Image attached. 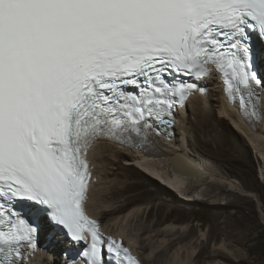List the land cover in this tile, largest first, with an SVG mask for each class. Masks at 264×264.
<instances>
[{"label":"snow or ice","instance_id":"snow-or-ice-1","mask_svg":"<svg viewBox=\"0 0 264 264\" xmlns=\"http://www.w3.org/2000/svg\"><path fill=\"white\" fill-rule=\"evenodd\" d=\"M217 77L238 118L264 124V0H0V264H36L42 238L64 264H142L135 224L90 214V153L163 156Z\"/></svg>","mask_w":264,"mask_h":264},{"label":"bare ground","instance_id":"bare-ground-1","mask_svg":"<svg viewBox=\"0 0 264 264\" xmlns=\"http://www.w3.org/2000/svg\"><path fill=\"white\" fill-rule=\"evenodd\" d=\"M206 83V94L190 97L187 110H181L177 115L172 139H163V156L145 158L139 152L131 153L128 149L111 144L98 145L90 153V159L95 156L94 176L97 178L93 198L89 201L90 214L102 221L106 232H121L127 227L125 221L135 224L136 245L147 240L149 242L144 248L141 247L146 252L144 258L139 256L137 246L134 247L142 264H155L158 259L165 257L167 264H196L204 259L212 260L213 263L209 264H231L237 259L231 256L234 252L231 253L224 243H214L209 249V237L202 239V250L196 251L193 246L196 242L191 243L194 239L193 230L184 224V219L181 224L171 222L168 213L163 216L166 212L165 202L159 203L157 207L143 203L147 190L143 188L142 182L137 179L125 184L121 179L142 176L164 184L162 188L172 190V193L174 191L183 200L191 199L193 203L209 200L216 210L214 223L221 222L220 210L225 208L223 206L238 208L241 197L256 201L260 213L264 215L257 194L245 189L239 180L225 174L217 166L224 165L223 162L242 164L239 157L245 158L250 150L258 160L259 178L264 185V124L253 130L238 118L236 110L226 102L218 79L206 80ZM176 154L190 160L204 174L181 177L172 167ZM235 154L240 156L236 158ZM122 160L125 161L123 165ZM130 192L134 193L132 197L125 196ZM229 197L233 199L229 200ZM154 211L160 217L155 222L149 220L148 224L141 225V219H148ZM105 216L109 219L103 221V218H107ZM137 239L143 242L138 243ZM41 242L42 251L36 264H64L66 257L62 255L61 244L50 243L45 238ZM204 254L207 257L204 258Z\"/></svg>","mask_w":264,"mask_h":264},{"label":"rangeland","instance_id":"rangeland-1","mask_svg":"<svg viewBox=\"0 0 264 264\" xmlns=\"http://www.w3.org/2000/svg\"><path fill=\"white\" fill-rule=\"evenodd\" d=\"M203 151H205V148ZM239 156H236V158ZM230 157H232V155ZM239 158L242 159V164L223 162L224 165L217 166H220L225 174L239 180L245 189L256 193L260 199L261 207L262 203H264V185L259 178L258 160L255 154L250 150L245 158ZM124 162L125 161L122 160L121 165H123ZM131 173H133V170H131ZM137 179L142 182L143 188L147 190V194L143 200L144 204L149 203V206L157 207L159 203L165 202L166 212L163 213V216L168 213L170 221L176 224H181L184 219V224H188V226L192 228V237L194 239L191 243L196 242L195 245H193L196 251L202 250V239L204 237H209V249L213 247L214 243L218 245L224 243L230 252H234H231V256L237 260H235V262L233 261L231 264H264V215L260 213L259 205L256 201L241 197L237 205L238 208L233 205L223 206L225 208L220 210L222 216L220 218L221 222L218 224L214 223L213 215L216 213V210L212 208L209 200L198 203H193L191 199L187 201L183 200L174 191L172 193V190L169 191L168 189L162 188L161 186H164V184L152 182L142 176L138 178L131 176L121 180L126 184L135 182ZM133 194L134 193L130 192L125 196L132 197ZM231 199L233 198L229 197V200ZM158 217H160V215L156 216L155 211L151 212V216L148 217V219L143 217L140 224L146 225L150 221L155 222ZM107 219H109V217L103 218V221ZM217 232L220 233L218 234ZM216 234L219 235L217 239L215 238ZM142 239H137L138 243H142ZM148 243L147 240L143 244L139 243L137 245V251L141 258L146 256V252L143 248ZM138 247L143 248L140 249ZM205 256L204 254L203 257L205 258ZM209 260L210 259H204L202 262L196 264L213 263L212 260ZM155 264H167L166 257L158 259Z\"/></svg>","mask_w":264,"mask_h":264}]
</instances>
